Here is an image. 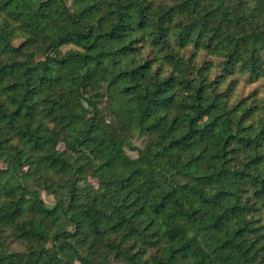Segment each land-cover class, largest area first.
<instances>
[{
    "label": "trees",
    "instance_id": "1",
    "mask_svg": "<svg viewBox=\"0 0 264 264\" xmlns=\"http://www.w3.org/2000/svg\"><path fill=\"white\" fill-rule=\"evenodd\" d=\"M0 264H264V0H0Z\"/></svg>",
    "mask_w": 264,
    "mask_h": 264
},
{
    "label": "rangeland",
    "instance_id": "2",
    "mask_svg": "<svg viewBox=\"0 0 264 264\" xmlns=\"http://www.w3.org/2000/svg\"><path fill=\"white\" fill-rule=\"evenodd\" d=\"M100 106H101V108H102V110L104 112H109V111L113 110L114 109V99H113V97L112 96H107ZM133 145L137 146V147H140L141 146L140 140L135 138L133 140ZM58 150L62 154H67L69 152V148L65 144H59L58 145ZM128 154L131 157H135L136 156V153L134 151H130L129 150ZM88 184H91V185H93L95 187H99V188H105V189H110L112 187V183L110 181H101L98 178L93 177V176H87L85 181L79 183V187H86V185H88ZM42 198H43V200H44V202L46 203L47 206H52L53 205V200H52L51 197H48L47 195L43 194Z\"/></svg>",
    "mask_w": 264,
    "mask_h": 264
}]
</instances>
